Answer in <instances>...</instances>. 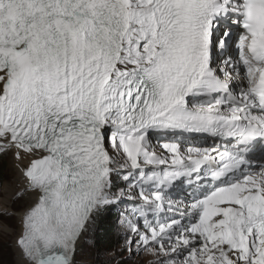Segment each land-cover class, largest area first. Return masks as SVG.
Here are the masks:
<instances>
[{
    "label": "snow or ice",
    "instance_id": "6c2138e0",
    "mask_svg": "<svg viewBox=\"0 0 264 264\" xmlns=\"http://www.w3.org/2000/svg\"><path fill=\"white\" fill-rule=\"evenodd\" d=\"M8 156L23 264H264V0H0Z\"/></svg>",
    "mask_w": 264,
    "mask_h": 264
},
{
    "label": "rangeland",
    "instance_id": "374dc122",
    "mask_svg": "<svg viewBox=\"0 0 264 264\" xmlns=\"http://www.w3.org/2000/svg\"><path fill=\"white\" fill-rule=\"evenodd\" d=\"M13 165L11 156L0 158V172L6 182H11L16 178L13 172ZM4 197V192L0 191V201ZM12 195L9 197L10 203L5 209L17 210L22 206L21 201L13 202L11 199ZM115 215L112 220L113 222V236L116 238L113 245L109 250L103 249L102 251H97L94 244L89 242V235L93 232L95 227V217L92 224L89 226V230L86 234L88 243L82 245V252L78 254L77 259L86 261L87 264H114L117 262H122L123 264H148V261L153 259L146 253L131 254L128 251L121 252V246L124 244V232L119 226L117 220V209L115 208ZM4 211V208L0 206V213ZM0 221L4 224L9 225L11 232L4 231L0 229V264H18L16 262V255L14 251V237L16 231H18V220L17 217H8L0 215Z\"/></svg>",
    "mask_w": 264,
    "mask_h": 264
},
{
    "label": "trees",
    "instance_id": "16d2710c",
    "mask_svg": "<svg viewBox=\"0 0 264 264\" xmlns=\"http://www.w3.org/2000/svg\"><path fill=\"white\" fill-rule=\"evenodd\" d=\"M0 175L1 172H0ZM115 208L105 209L103 212L98 214L95 220V227L93 232L89 235V242L94 244L97 251H102L103 249L109 250L113 245L116 238L113 236V217L115 215ZM114 264H123L122 262H117Z\"/></svg>",
    "mask_w": 264,
    "mask_h": 264
},
{
    "label": "bare ground",
    "instance_id": "6f19581e",
    "mask_svg": "<svg viewBox=\"0 0 264 264\" xmlns=\"http://www.w3.org/2000/svg\"><path fill=\"white\" fill-rule=\"evenodd\" d=\"M12 165H13V161H12ZM14 169V173H15V176L16 178L11 182H6V185H7V190L6 191H3L4 192V197L1 198V201H0V206L1 208H6L8 206V204L10 203V199L9 197L13 194V192L15 191V180L18 178V173L16 172L15 168L13 167ZM18 220V218H17ZM19 231V229H18ZM18 231H16V235L18 234ZM7 232H11V231H7ZM15 235V236H16ZM15 241V237H14V240L13 242ZM14 247V251H15V255H16V262L18 264H23V261L20 259V255H19V251L18 249H16L15 247V243L13 245Z\"/></svg>",
    "mask_w": 264,
    "mask_h": 264
}]
</instances>
